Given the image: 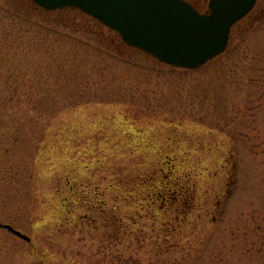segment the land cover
<instances>
[{
    "label": "rangeland",
    "instance_id": "rangeland-1",
    "mask_svg": "<svg viewBox=\"0 0 264 264\" xmlns=\"http://www.w3.org/2000/svg\"><path fill=\"white\" fill-rule=\"evenodd\" d=\"M14 1L0 0V219L31 240L0 227V264H264V0L194 69Z\"/></svg>",
    "mask_w": 264,
    "mask_h": 264
},
{
    "label": "water",
    "instance_id": "water-1",
    "mask_svg": "<svg viewBox=\"0 0 264 264\" xmlns=\"http://www.w3.org/2000/svg\"><path fill=\"white\" fill-rule=\"evenodd\" d=\"M47 10L77 8L117 31L129 46L166 64L194 69L223 53L231 29L258 0H209L199 11L188 0H33ZM13 234L31 238L11 224Z\"/></svg>",
    "mask_w": 264,
    "mask_h": 264
},
{
    "label": "trees",
    "instance_id": "trees-1",
    "mask_svg": "<svg viewBox=\"0 0 264 264\" xmlns=\"http://www.w3.org/2000/svg\"><path fill=\"white\" fill-rule=\"evenodd\" d=\"M14 2H17V4H19L18 7H20V6H21V8L23 7L22 8L23 11L17 10L20 13L29 14L31 12L39 10L41 12L47 13L50 16L51 15L58 16L57 19H54L55 23H59L61 25H66V26L72 27L74 29H78L77 31H80L81 33L88 36V38H89L88 41H91V42L92 41H95V42L99 41L100 46H105L106 48H108L110 50H113L115 48L116 50L114 49V51L120 52L118 50V46L121 48V45L126 44V43H124V41L122 40V38L120 37V35L118 33L113 31L112 29H110L112 34L115 33L116 40L119 41V43H118L119 45H117V43L116 44L114 43L113 49L110 48V45L113 46L111 41H109V40L106 41L104 38L102 39L100 37L98 39V37H96L98 32L94 29V28H96V29L101 31L102 28H108V27H106L99 20L93 18L92 16H90V15H88V14H86V13H84L78 9L65 8V9H57V10H45L42 7L35 4L32 0H18V1L15 0ZM58 13H60V14H58ZM68 13H70L71 15H68ZM44 18H45L44 19L45 21L46 20L48 21L46 16ZM81 21H83V23H84L83 25L80 24Z\"/></svg>",
    "mask_w": 264,
    "mask_h": 264
},
{
    "label": "flooded vegetation",
    "instance_id": "flooded-vegetation-1",
    "mask_svg": "<svg viewBox=\"0 0 264 264\" xmlns=\"http://www.w3.org/2000/svg\"><path fill=\"white\" fill-rule=\"evenodd\" d=\"M229 184V189H228V194H232V193H234V186H235V179L232 177L231 178V182L230 183H228ZM163 198V197H162Z\"/></svg>",
    "mask_w": 264,
    "mask_h": 264
}]
</instances>
